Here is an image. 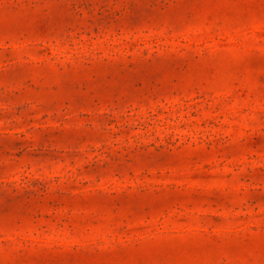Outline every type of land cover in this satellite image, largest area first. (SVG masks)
<instances>
[{"label":"rangeland","instance_id":"obj_1","mask_svg":"<svg viewBox=\"0 0 264 264\" xmlns=\"http://www.w3.org/2000/svg\"><path fill=\"white\" fill-rule=\"evenodd\" d=\"M0 264H264V0H0Z\"/></svg>","mask_w":264,"mask_h":264}]
</instances>
